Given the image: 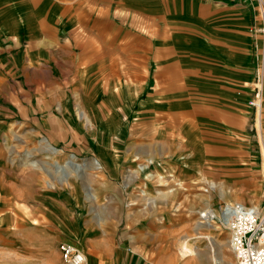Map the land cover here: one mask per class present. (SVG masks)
Masks as SVG:
<instances>
[{
  "label": "crops",
  "instance_id": "1",
  "mask_svg": "<svg viewBox=\"0 0 264 264\" xmlns=\"http://www.w3.org/2000/svg\"><path fill=\"white\" fill-rule=\"evenodd\" d=\"M257 6L258 0H0V74L35 83L39 104H58L65 125L117 120L120 108L125 119L156 124L151 136L163 147L175 144L186 173L238 175L243 163L254 164L242 151L241 132L264 43ZM66 85L71 95L62 97ZM262 110L264 116V102ZM124 134L140 155L142 131ZM67 140L68 134L57 138ZM113 152L100 151L111 171ZM32 200L57 225L50 240L58 260L60 244L72 242L65 195L36 192ZM97 236H85L86 264H154L141 254L146 244L135 251Z\"/></svg>",
  "mask_w": 264,
  "mask_h": 264
},
{
  "label": "rangeland",
  "instance_id": "2",
  "mask_svg": "<svg viewBox=\"0 0 264 264\" xmlns=\"http://www.w3.org/2000/svg\"><path fill=\"white\" fill-rule=\"evenodd\" d=\"M258 68L251 84L246 131L241 132L242 140L247 141L242 151L254 164L246 161L238 175L236 170H228L222 176L215 170L186 173L185 156L174 151L175 144L163 147L154 140L151 133L156 124L150 119L137 124L133 116L125 119L118 108L117 120L111 115L108 121L97 124L65 125L56 110L58 104L49 110L39 104L35 83L19 73L9 77L0 74V264H67L61 252L60 259L53 258L50 239L57 225L51 223L44 207L32 200L36 192L45 193L48 199L65 195L70 209L66 231L82 251L85 236L98 235L99 239L117 241V247L122 244L135 251L146 244L149 251L140 250L141 254L154 264H214L209 253L211 240L219 262L234 264L230 231L216 218L213 227L198 223L204 221L201 213L209 209L219 216L224 206L239 203L259 206L260 214H264V148L262 152L259 141L262 133L264 143V116L263 110L259 115L250 105ZM68 88L61 87L62 97L71 95H65ZM74 112L77 116L78 110ZM137 127L145 135L139 144L140 155L130 151L138 145L129 135L122 139L125 130L131 133ZM94 131L101 135L100 141L92 135ZM105 131L112 134L110 139L103 136ZM65 134L71 140L58 142L57 138L63 139ZM43 139L59 152L47 157L38 150ZM106 147L116 154L115 171L108 169L101 158L100 151ZM34 161L44 163L48 173L29 165ZM141 166L144 169L140 170ZM90 193L94 199L89 198ZM198 234L204 237L198 238ZM193 235L197 237V250L205 254L201 261L180 255L181 244Z\"/></svg>",
  "mask_w": 264,
  "mask_h": 264
},
{
  "label": "built area",
  "instance_id": "3",
  "mask_svg": "<svg viewBox=\"0 0 264 264\" xmlns=\"http://www.w3.org/2000/svg\"><path fill=\"white\" fill-rule=\"evenodd\" d=\"M259 13L264 21V0H258ZM264 39V23L262 28ZM264 43L261 51V59L256 74V91L250 105L259 113L263 109V85H264ZM263 135L259 136L261 150L263 149ZM262 138V139H261ZM263 152V150H262ZM264 157V153H263ZM222 226L230 231V244L236 256L234 264H264V214L259 208H245L242 205L235 207L224 206L219 216ZM61 257L67 264H86L87 257L72 243L63 242L59 246Z\"/></svg>",
  "mask_w": 264,
  "mask_h": 264
},
{
  "label": "bare ground",
  "instance_id": "4",
  "mask_svg": "<svg viewBox=\"0 0 264 264\" xmlns=\"http://www.w3.org/2000/svg\"><path fill=\"white\" fill-rule=\"evenodd\" d=\"M80 114H82V112ZM42 145H43L42 147L37 148V149L40 150V151H42V152H44V153H46V156L47 157H52L53 155H55V154H57L59 152L58 149L55 146H53L51 143H49L47 139H43L42 140ZM73 157L76 159V155H73ZM70 159H72V158H70ZM43 164L44 163H42L40 161L29 162V165H31L33 168H38V169L42 170L43 172L48 173V169ZM93 164L95 165L96 168H99L100 167V164L98 163V161H94ZM74 166H75V164H74ZM78 168H79V166H78ZM142 169H144V167L141 166L140 170H142ZM89 198L94 199L95 198V195L92 194V193H90ZM240 205H242L245 208H254L256 210H257V208H259V206H256V207H246L244 203H241ZM226 207H235V206H226ZM213 216H215V213H214V211H212V209H209L206 213H201V219H203L204 221H201L200 224L198 223V226L201 225V226H205V227L206 226L213 227L215 225L214 220H213ZM196 236L198 238H203L204 237L203 235H200V234H198ZM197 237H195V235L189 236L187 239H185V241L183 242V244H181V246H180V255L183 258H190V257H192L196 261H201V260L204 259V257H205L204 255L205 254H203V252H202L203 250L202 249L197 250L196 245L194 244V239L197 238ZM79 242H80V240H79ZM70 243H72V242H70ZM209 243H210V252L209 253L212 254V256H211L212 258L210 260L213 261L214 264H221L219 262V259L217 258L216 254H215V250H214V248L212 246V241L210 240ZM72 244L75 245L77 248L81 249L75 243H72ZM231 248H232V246H231ZM232 252H233V249H232ZM225 258L231 259L230 256H226Z\"/></svg>",
  "mask_w": 264,
  "mask_h": 264
}]
</instances>
